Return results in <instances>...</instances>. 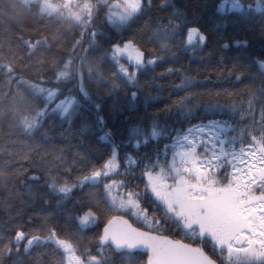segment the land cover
Wrapping results in <instances>:
<instances>
[{
	"label": "snow or ice",
	"instance_id": "1",
	"mask_svg": "<svg viewBox=\"0 0 264 264\" xmlns=\"http://www.w3.org/2000/svg\"><path fill=\"white\" fill-rule=\"evenodd\" d=\"M23 3L28 22L0 29V187L13 191L18 181L31 193L41 180L32 174V153L42 149L62 169L43 170L61 211L26 219L22 210L9 212L0 229V264H24L22 255L41 247L54 249L53 264H117L113 253L140 257L128 264H264V57L248 68L259 67V87L223 93L195 92L200 81L169 67L163 75L179 73L175 88L182 94L118 139L99 89L108 97L121 86L126 95L131 90L134 108L140 76L165 62L163 53L178 61L181 51L194 54L208 43L199 14L190 18L174 0ZM214 8L225 20L259 15L264 21V0H216ZM141 20L145 26L132 31ZM221 47L247 48L248 41L233 37ZM242 68L221 59L216 71L242 81ZM221 95L229 102L221 103ZM155 99L145 96V106ZM52 118L67 125L62 141L73 134L81 142L95 138L71 164L45 129ZM25 140L33 143L18 151ZM86 189L87 196H77ZM2 203L8 208L11 201Z\"/></svg>",
	"mask_w": 264,
	"mask_h": 264
},
{
	"label": "trees",
	"instance_id": "2",
	"mask_svg": "<svg viewBox=\"0 0 264 264\" xmlns=\"http://www.w3.org/2000/svg\"><path fill=\"white\" fill-rule=\"evenodd\" d=\"M176 6L189 13V16L193 14H199L201 27L208 33V43L202 48L198 49L194 54L189 52L185 54L183 51L179 54V60L174 61L171 58V52L163 53L165 56V62L159 63L155 66V71L143 74L140 76L141 91L139 92V99L135 104V107L130 104V91L127 95L125 89L121 86L120 92L112 97L107 96L105 89H99L100 93L105 97V115L109 124V127L114 129L117 133V138L121 139L126 135V129L136 124L140 117H145V122L149 118V114L159 109H163L168 103L177 98L178 90L175 85L180 82V74L173 73L170 75H163L169 67L180 68L182 72L190 74L196 81L201 82V86L195 88V92L204 93L206 91L215 93L217 91L223 93L224 90L238 91L244 89L247 85L251 84L254 87L260 86L259 73L260 69L257 66L254 71H248V68L254 62H258L261 57H264V36L262 32V21L259 15H256L252 19L229 17L223 19L217 16L215 13L214 5L216 0H174ZM255 0H244V3H254ZM166 14V13H164ZM30 17V13L25 7L23 0H0V29L8 28L14 29L18 23H27ZM147 20V17H145ZM145 20L137 21L133 26L132 31L137 28H143L145 26ZM109 37L119 39V35L115 32H108ZM3 33L0 32V37ZM240 37L248 41L247 48H228L224 49L221 45L225 40ZM221 59L224 63L230 66L234 61H238L244 68L241 71L244 73L242 81H236L234 78L229 80L224 76H220L216 68L220 64ZM240 74L239 72L237 73ZM253 77H256L253 79ZM152 78H155L154 80ZM95 90V89H94ZM134 90V89H132ZM158 97V99L150 100L147 106H145V96ZM210 97L203 96L202 100L207 101ZM221 103H228V98L221 95L219 98ZM217 118H220L219 115ZM164 120L165 117L161 116ZM169 125H175L174 117H167ZM198 122V121H193ZM67 128L56 118H52L46 122L45 129H51L50 136L57 137V147H65L67 149L66 162L71 164L75 158V153H84L89 150L90 143L95 142L94 137L85 138L81 142L75 134L67 141L60 140L59 133ZM75 133V129H73ZM4 135V126L0 123V137ZM36 142L42 140V133L37 132L35 137ZM33 141L25 140L17 146L18 151H24ZM3 148V144L0 143V149ZM149 146L146 151H151ZM33 159L36 162V167L33 169L32 174L41 176V180L38 183L32 184V192H26L21 184L17 181L14 185L13 191L5 192L0 187V229L4 227L5 222L9 219V212L15 214L18 211L23 212V218L26 219L30 215L38 213H52L61 211L56 207V198L48 194L47 188L44 184V169L51 167L55 171H62L54 163V154L39 150L32 153ZM137 176L139 173L137 172ZM139 181L137 180V183ZM88 195L86 189L83 193H77L78 197ZM7 199L11 201L8 208L3 206V201ZM45 200L48 203H45ZM71 207V203L66 205ZM89 237L92 233L85 231ZM175 238L179 239L178 235ZM142 255V254H141ZM146 256H143L145 259ZM24 264H53L58 259L55 251L51 247L36 248L31 251L27 256L21 257ZM140 257L136 254H132L131 257H125L119 253H113L112 259L117 264H128L130 259L135 260Z\"/></svg>",
	"mask_w": 264,
	"mask_h": 264
},
{
	"label": "water",
	"instance_id": "3",
	"mask_svg": "<svg viewBox=\"0 0 264 264\" xmlns=\"http://www.w3.org/2000/svg\"><path fill=\"white\" fill-rule=\"evenodd\" d=\"M85 231H88L87 229Z\"/></svg>",
	"mask_w": 264,
	"mask_h": 264
}]
</instances>
